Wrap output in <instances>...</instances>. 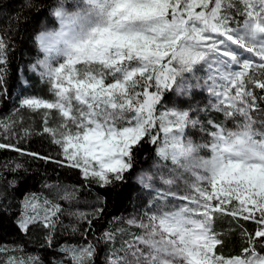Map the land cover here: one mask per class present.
<instances>
[{
  "label": "snow or ice",
  "instance_id": "1",
  "mask_svg": "<svg viewBox=\"0 0 264 264\" xmlns=\"http://www.w3.org/2000/svg\"><path fill=\"white\" fill-rule=\"evenodd\" d=\"M86 2L87 26L68 51L54 47L52 33L36 37L45 57L31 70L48 85L50 97L28 95L19 104L45 110L42 133L63 157L53 162L80 170L102 187L125 179L144 143L156 146L161 162L139 176L150 199L141 215L127 220L141 231L113 251L107 264H264V121L254 118L264 112V95L255 91L264 92V79L257 76H264V0ZM54 14L63 15L59 8ZM6 48L0 39V95L7 94ZM193 89L206 91V104L167 106V93L188 96ZM211 112L223 119L211 118ZM0 128L10 130L4 123ZM9 147L23 153L0 143V149ZM34 199L26 198L18 227L27 233L42 223L51 245L60 207L52 205L40 217L29 212H35ZM102 212L75 215L90 229ZM217 214L257 225L253 232L241 231L248 246L240 254L221 252ZM102 238L111 242L115 235L105 232ZM61 251L71 264H91L96 249L89 243Z\"/></svg>",
  "mask_w": 264,
  "mask_h": 264
},
{
  "label": "trees",
  "instance_id": "2",
  "mask_svg": "<svg viewBox=\"0 0 264 264\" xmlns=\"http://www.w3.org/2000/svg\"><path fill=\"white\" fill-rule=\"evenodd\" d=\"M55 0H0V39L7 45L5 84L6 95H0V123L9 125L10 130L0 128V143L14 145L23 153L12 148L0 149V264H15L36 258L35 264H71L61 251L66 246L79 247L93 244L96 252L91 264H107L113 251L126 247L125 241L133 238L137 228L127 224V217L145 204L144 188L139 176L146 173L152 163L161 162L156 155V146L144 143L135 152L134 168L125 173V179L107 186L83 178L80 170L62 166L53 161L62 160L61 149L53 143L48 134L42 133L43 109L33 112L21 108V96L39 95L50 97L47 84L29 74V68L41 58L36 39L43 27L42 22L55 25L50 15L58 9ZM71 7V5H70ZM238 19H243L239 17ZM259 78L264 79L260 73ZM264 95L261 90H255ZM167 106L186 109L197 103L206 104L208 96L200 91H192L188 96L167 93ZM264 108V101L259 102ZM211 118L222 120V114L211 112ZM209 117L201 116V119ZM254 118L264 121V112L255 113ZM15 121V124H13ZM227 127H234L227 121ZM259 126V125H257ZM31 130V135L25 134ZM192 136L199 141L200 133ZM206 139V137H205ZM27 153H37L32 156ZM202 155H209L202 152ZM51 157V160L40 157ZM171 165V163H168ZM19 165V167H17ZM172 166V165H171ZM26 198H35V212L45 215L52 205H59L58 222L51 245L46 237L49 230L38 222L27 233L18 227V220L24 212ZM45 201L50 203L46 204ZM103 209L97 219H92L89 229L87 221L77 218L76 213L91 214L95 209ZM92 217L89 216V219ZM215 230L221 234L225 256L238 255L248 245L241 238V231L253 232L257 225L250 221L233 220L231 216L216 215ZM76 228L77 231H73ZM123 230V231H121ZM112 232L115 240L105 242L103 234ZM264 253V249H260ZM123 255V252H119Z\"/></svg>",
  "mask_w": 264,
  "mask_h": 264
},
{
  "label": "clouds",
  "instance_id": "3",
  "mask_svg": "<svg viewBox=\"0 0 264 264\" xmlns=\"http://www.w3.org/2000/svg\"><path fill=\"white\" fill-rule=\"evenodd\" d=\"M54 7L62 11V17L57 18L50 11V15L56 23L55 25H48L46 21L42 22L43 27L40 33H52L54 47L61 52L68 51L71 46L76 44L82 31L87 26L84 17L89 5L86 0H55ZM56 29H59V31H55ZM40 33L37 35H40ZM55 54L54 51L53 55L55 56Z\"/></svg>",
  "mask_w": 264,
  "mask_h": 264
},
{
  "label": "rangeland",
  "instance_id": "4",
  "mask_svg": "<svg viewBox=\"0 0 264 264\" xmlns=\"http://www.w3.org/2000/svg\"><path fill=\"white\" fill-rule=\"evenodd\" d=\"M55 31H59V29H56ZM37 36H38V35H37ZM41 55H42V56H41L40 59H44V57H45V53L42 52ZM246 55H248V56H249L250 58H252L253 60H258V58L251 57L250 54H246ZM61 62H62V61H61ZM32 65H33V64H32ZM77 67L79 68V67H81V65H77ZM29 69H30V70H29V74H30V75H33V77H37L38 80H41L40 77H39L38 72H33V71L31 70V66H30ZM200 74H203L202 69L200 70ZM193 83H194V81H193ZM47 90H48V86H47ZM193 91H200V92H202V93L207 94L206 91H205L204 89H198V90H197V89H193ZM27 96H28V95H27ZM21 97L23 98V97H25V96H21ZM157 163H160V162L152 163L153 165L151 166V168H150L146 173L153 171V170H154V166H155ZM168 163H171V162L169 161ZM169 167H171V165H169ZM181 187H183L182 183H181ZM144 190H145V191H144V198H145V204H144V206H143L141 209L137 210L136 212H134V213H132V214H130V215H128V216H125V217H127V220L130 219L133 215H141V214L143 213V211L146 209L147 201L150 199V194H149V191H148V190H146V189H144ZM173 203L180 204V203H182V201H173ZM137 230H138L137 234L140 233L141 230L138 229V228H137Z\"/></svg>",
  "mask_w": 264,
  "mask_h": 264
}]
</instances>
